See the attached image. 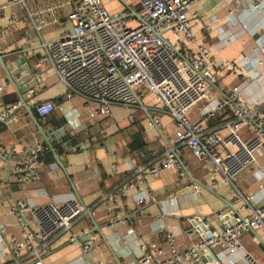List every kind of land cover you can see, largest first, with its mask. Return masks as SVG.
I'll list each match as a JSON object with an SVG mask.
<instances>
[{"label": "crops", "instance_id": "1", "mask_svg": "<svg viewBox=\"0 0 264 264\" xmlns=\"http://www.w3.org/2000/svg\"><path fill=\"white\" fill-rule=\"evenodd\" d=\"M140 1L101 0L111 17L120 18L130 28L140 22ZM70 10L67 0H0V54L6 56L10 70L16 69L15 61H24L21 75L23 79L31 75L29 80L34 81L23 95L26 106L34 111L37 103H54V112L44 119L35 118L49 136L65 169L63 172L58 168L51 149L41 143L42 137L20 102L16 87L8 82L0 67V113L18 105L15 121H0V264H14L8 242L20 238L18 220L11 213L19 200L37 206L50 200L61 203L75 198L92 214V219L86 214L71 230L80 238L96 236L90 251L84 253L81 245L70 243L66 235L50 247L43 256V264H136L141 242H157L165 248L164 234L155 227L159 223H164L183 249L194 240L189 232L201 230L204 225L221 229L264 206V147L256 153V164L236 177V189L248 200V206L244 207L228 186L214 181L204 164L199 167L190 162L185 153L194 157L187 148L181 149L185 155L180 158L189 174L186 179H180L172 170H163L157 177L137 172L138 168L155 164L168 148L174 131L169 124L175 122L156 109L154 96L150 95L153 101L148 107L142 102L145 114L159 119L157 125L151 123L152 119L139 121L149 157L142 156L126 147L135 130L130 127L132 108L114 107L109 116L92 119L86 109L87 102L78 97L65 98V86L53 73L50 62L37 64L45 54L44 42L70 32L66 20ZM29 13L46 19L48 26L35 31ZM193 14L196 18L191 20V42L177 43L180 36L171 33H164L163 37L180 55L198 48L207 50L218 69L210 100H221L228 90L239 87L246 102H264V0H196L188 16ZM225 60L238 63V69L233 71L221 65ZM201 107L189 113L191 122L199 119ZM262 111L264 114V106ZM151 113L157 117L153 118ZM227 116V110L216 112L206 124L207 132L224 134L221 125ZM36 146L41 149L38 178L12 190L14 163ZM213 152L223 155L225 149L216 146ZM138 178H143L141 184L137 183ZM190 181L199 185L198 193L190 188ZM143 190H148L156 201L136 206L132 198ZM108 194L114 199L100 201ZM169 194L176 196L178 210L173 216L165 217L164 200ZM256 233L260 240L251 232L244 234V250L227 258L221 252H214L215 259L204 253L205 264H248L246 254L258 264H264V234Z\"/></svg>", "mask_w": 264, "mask_h": 264}, {"label": "built area", "instance_id": "2", "mask_svg": "<svg viewBox=\"0 0 264 264\" xmlns=\"http://www.w3.org/2000/svg\"><path fill=\"white\" fill-rule=\"evenodd\" d=\"M195 1L141 0L140 22L130 28L120 18L111 17L101 0H67L71 10L66 14V20L71 30L59 39L43 43L45 54L37 66L49 61L53 73L65 86V98L78 97L87 102L86 109L92 119L109 116L114 107L140 106L146 110L143 97L154 96L156 109L169 115L176 127L172 131L171 144L157 162L138 168L137 172L157 177L163 170H172L180 179H186L188 174L180 154L182 148H187L194 158L203 162L214 181L222 182L240 197L244 207L248 206V200L236 189L235 180L256 164V153L264 147V102H246L239 87L228 90L221 100H210L208 94H211L218 69L207 50L198 48L180 55L164 39V33H171L180 36L177 43L192 41L191 20L196 15L189 17L188 12ZM28 17L37 32L49 24L46 19L31 13ZM221 65L233 71L239 67L238 63L228 60ZM200 103L202 107L198 106ZM196 107L202 108L200 117L191 122L189 113ZM17 108L14 104L2 111L0 121H15ZM54 110V103L45 101L35 104L33 113L37 119H44ZM224 110L228 111L226 121L221 125L225 133L207 132V122L216 112ZM151 123L157 125L159 119H152ZM216 146L223 147L225 154L213 152ZM40 151L36 146L14 163V178L21 186L38 178ZM142 179L138 178L137 183L141 184ZM216 182L212 183L213 187ZM189 186L195 193L200 191L199 185L192 181ZM113 199L108 194L100 201ZM151 201L156 199L148 190L132 198L136 206ZM164 202L163 215L173 216L178 210L176 196L169 194ZM11 213L21 230L19 239L8 242L14 264H43V256L50 247L66 235L70 243H79L84 253L89 252L96 241L92 234L87 239L71 233L87 214L75 198L61 203L50 200L37 206L19 200ZM155 227L164 234L165 248L157 242H141L136 264H205L204 253L221 252L227 258L244 250V234L252 230L264 234V206L221 229L213 230L204 225L201 230L189 232L194 240L183 249L164 223ZM245 258L248 264H258L249 254Z\"/></svg>", "mask_w": 264, "mask_h": 264}, {"label": "water", "instance_id": "3", "mask_svg": "<svg viewBox=\"0 0 264 264\" xmlns=\"http://www.w3.org/2000/svg\"><path fill=\"white\" fill-rule=\"evenodd\" d=\"M6 56H2L0 54V67L2 68L3 72L5 73L8 82H10L11 85L15 86L18 92V98L20 100V102L24 105V108L26 109V111L28 112L29 116L32 118L40 136L42 137L41 139V143L45 144L48 148L51 149L52 155H53V159L56 163V165L58 166V168H60L63 172L65 171L64 169V165L62 163V161L60 160L59 155L55 152V148L49 138V136L42 130L41 126L38 124L37 119L35 118L32 108L30 106H26L24 104V99H23V95L27 93V91L31 88V86L34 84V81H30L29 78L31 77V75L29 76V78H24L22 77L21 73L23 72V69H21L20 67L24 61L23 60H17L15 61V67L16 69L14 70H10L8 69V66L6 64ZM21 77L20 79L18 77ZM29 83V84H28ZM27 84V85H26ZM145 112L147 113V111L145 110ZM8 163V161H7ZM185 171L187 172L186 168L184 167ZM188 174V172H187ZM189 175V174H188ZM85 210H87L86 207H83ZM232 210V209H231ZM87 214L88 216L92 219V214L90 211L87 210ZM97 227H96V231H97ZM251 233L260 240V237L258 236V234L255 231H251ZM209 251V250H208ZM213 259H215V256L212 255Z\"/></svg>", "mask_w": 264, "mask_h": 264}, {"label": "trees", "instance_id": "4", "mask_svg": "<svg viewBox=\"0 0 264 264\" xmlns=\"http://www.w3.org/2000/svg\"><path fill=\"white\" fill-rule=\"evenodd\" d=\"M139 121L140 120H135V119L132 120V123L130 124V127L134 128L135 130L131 134V136H130V142H128V144L126 145V147H127V149H128L129 152L143 156V155H148V151L146 149V143L144 142L143 129H142L141 125L139 124ZM184 155H183V153H181L180 158H183ZM188 155H189V153H188ZM148 157H149V155H148ZM202 164L203 163L201 162V165ZM18 185H20V184L15 181L13 183V187L14 188H12V190L13 189L14 190L19 189V186Z\"/></svg>", "mask_w": 264, "mask_h": 264}, {"label": "rangeland", "instance_id": "5", "mask_svg": "<svg viewBox=\"0 0 264 264\" xmlns=\"http://www.w3.org/2000/svg\"><path fill=\"white\" fill-rule=\"evenodd\" d=\"M208 95H210V94H208ZM209 97V96H208ZM153 101V98H152V96H150V95H146V96H144L143 97V99H142V102L144 103V105L145 106H149V104L151 103ZM202 105V103H200L198 106H201ZM196 109H199V107H196ZM132 110H135V111H132ZM132 110H128L129 111V113H130V120H140V121H142V120H144V118H147V119H149V120H151L152 118H151V116H150V113H148V114H145V112H144V110L139 106V107H137V108H132ZM126 112V111H125ZM132 112V113H131ZM193 112H195V109H194V111ZM143 113H144V115L146 116H144L143 115ZM124 115H126V114H124ZM151 115H152V117L153 118H156L157 117V115L155 114V113H151ZM125 117V116H124ZM169 126L174 130L175 129V124H172L171 123V125L169 124ZM187 156H188V158L190 159V160H192V161H190L192 164H196V165H198L199 167H201V162L202 161H200V160H197V159H192V158H190V156L188 155V153H185ZM194 162V163H193ZM203 163V162H202ZM194 164V165H195Z\"/></svg>", "mask_w": 264, "mask_h": 264}]
</instances>
